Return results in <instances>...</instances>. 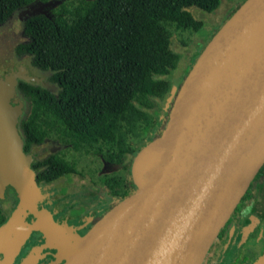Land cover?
I'll list each match as a JSON object with an SVG mask.
<instances>
[{
	"label": "water",
	"instance_id": "95a60500",
	"mask_svg": "<svg viewBox=\"0 0 264 264\" xmlns=\"http://www.w3.org/2000/svg\"><path fill=\"white\" fill-rule=\"evenodd\" d=\"M19 80L55 90L24 66L0 77V198L8 186L18 197L0 225V264H13L35 230L64 264L204 263L264 166V0H245L207 42L161 134L132 159L135 191L82 236L39 207L47 194L24 150V103H13ZM254 264H264V249Z\"/></svg>",
	"mask_w": 264,
	"mask_h": 264
},
{
	"label": "trees",
	"instance_id": "16d2710c",
	"mask_svg": "<svg viewBox=\"0 0 264 264\" xmlns=\"http://www.w3.org/2000/svg\"><path fill=\"white\" fill-rule=\"evenodd\" d=\"M33 1L0 0V23ZM244 1L232 7L227 19ZM220 4L221 0H61L52 18L29 17L25 30L31 40L17 50L31 54L35 66L50 71L58 90L19 81L18 90L29 102L20 121L24 150L29 152L46 138L66 146L32 163L37 181L77 172L68 151L101 154L130 174L135 154L161 134L174 100L161 119L159 102L173 91L171 72L181 58L173 48L175 31H198L204 22L194 17L192 8L211 12ZM191 67L178 79L174 97ZM263 176L264 166L256 179ZM252 184L241 206L253 193ZM125 185L117 202L136 189L130 182ZM7 217L0 207V225Z\"/></svg>",
	"mask_w": 264,
	"mask_h": 264
},
{
	"label": "rangeland",
	"instance_id": "374dc122",
	"mask_svg": "<svg viewBox=\"0 0 264 264\" xmlns=\"http://www.w3.org/2000/svg\"><path fill=\"white\" fill-rule=\"evenodd\" d=\"M241 1L243 0H221L220 6L211 12L194 7L192 8L194 17L203 20L204 26L198 31H192L189 29L175 31L173 35V48L181 55V58L177 67L171 72L173 91L163 100H159L161 119L164 118L165 112L174 98L175 90L180 83V80L178 79L183 78L188 68L194 64V59L196 58L197 53L201 51L202 47L207 44L214 32L226 21L232 7ZM60 3L61 0H50L47 2L35 0L32 3L15 10L6 21L0 23V77H3L12 68H16L17 65L23 63L30 69L32 75L43 77L46 82L55 85L56 89L54 92L58 90L57 84L50 78L51 72L36 67L32 63V55L19 52L17 46L31 40L30 35L25 30L26 20L35 15H44L52 18L55 15L54 7ZM18 101L24 102L25 114L29 108V102L20 91L17 92L15 99V102ZM142 136L143 134L139 137H134V140L139 141ZM65 147L66 146L60 142L58 144L54 141H47L36 146L34 152L38 157L44 158L49 154L65 150ZM67 156L70 160H75L77 162L78 172L71 173L68 177H62L53 186L59 203L56 206H59L65 211H69L81 204L84 205L87 203L86 200L89 197L86 196L85 192L91 187L96 189L99 188L96 187L93 182H100L103 184L104 180L99 177V174H110L111 172H114L116 175H121V164L117 161L105 158L101 154H82L76 151H68ZM256 187V200L264 209V182ZM119 189L122 190V187H119ZM254 200L255 195L250 197L247 201L245 200L242 207L249 204L248 209L251 210ZM16 203V194L12 189L8 191V195L4 199H0V207L8 216ZM225 246L227 250L230 251L231 246L228 245V242ZM244 247L242 253L253 254L254 263L259 257L258 254L263 249V244L261 246L249 241Z\"/></svg>",
	"mask_w": 264,
	"mask_h": 264
},
{
	"label": "flooded vegetation",
	"instance_id": "af4514ba",
	"mask_svg": "<svg viewBox=\"0 0 264 264\" xmlns=\"http://www.w3.org/2000/svg\"><path fill=\"white\" fill-rule=\"evenodd\" d=\"M21 66H24L30 73V69L23 63L17 65L16 68H12L7 73L17 71ZM44 82L46 81L44 80ZM55 89H56V86H55ZM18 91L19 90L17 87V92ZM21 94L23 95L22 92ZM16 95L13 98V103L16 104L19 102H23V101L15 102ZM23 115H24V112H23ZM19 128H20V125H19ZM20 132L22 134L21 128H20ZM47 141H54L55 143L59 144V141L53 138H46L41 143L33 144L30 151L27 152L28 154H31L33 156V162L42 161L45 158L62 151L61 150L53 154H49L45 156L44 158L38 157L34 152V148ZM121 172L124 174L116 175V173L114 174V172H111L110 174H99V177L102 178V180L107 181V179H109V182L108 183L103 182V184L100 182H93L95 186L99 188L96 189V188L91 187L88 191L85 192L86 196L89 197L86 200L87 203H85L84 205L81 204L80 206L73 208L69 211L68 210L65 211L59 206H56L59 203L57 200L56 191L54 190V187H53L54 184L59 179L65 176L68 177L69 174L60 176L59 178L53 181H49V182L40 180L38 181V184L41 187L42 192L46 193L47 196L39 203V207L40 208L45 207L49 209L52 212L55 220H57L59 223L63 225H66L67 227L72 228L73 232L77 234L78 236H82L93 226V224L99 218H101L104 215V213H106L113 205L117 203L119 195L126 188L125 181H127V183L130 182V186H132L131 183L134 184L132 177L131 179H129V177L131 176V166H130V174L126 172L123 165H121ZM126 175L128 178L127 180H125ZM255 179L256 177L252 181L254 183L253 184L251 183L252 185H254V188L252 190L253 193L247 199H245L247 201L250 197L255 195V200H254L252 209L251 210L248 209L249 204L245 205L244 207L241 206L239 209H237V207H239V205L241 204L243 200L242 198V200L240 201V203L238 204V206L232 213L230 219L227 221L225 226L220 231L217 239L214 241V243L210 247V250L203 264H254L253 254L242 253L245 248L244 246L250 241L251 243H256L261 246L263 244V249H264V209H263V206H260L259 202L256 200V190H257L256 186L264 182V176L261 179H256V180ZM119 187H122V190L119 189ZM250 188H251V185L248 191L250 190ZM11 189L15 191L11 186H8L6 188L5 197L8 195V191H10ZM119 190L121 191L118 192ZM16 198L18 202L17 194H16ZM32 218H33V215H30L29 219H32ZM227 242H228V245L231 246L230 251H228L225 246ZM45 244H46V238H45L44 233H42L39 230L32 231V233L30 234V237L26 240L19 254L16 256L13 264H21L22 261L25 259V257L35 247H40L42 250H41L40 256L37 258V260L33 264H64L65 259H61L57 256L56 248H53V247L44 248ZM259 255L260 253L258 254V256Z\"/></svg>",
	"mask_w": 264,
	"mask_h": 264
}]
</instances>
